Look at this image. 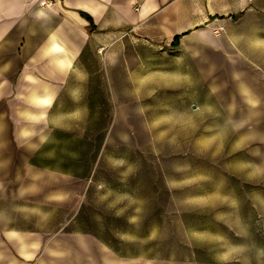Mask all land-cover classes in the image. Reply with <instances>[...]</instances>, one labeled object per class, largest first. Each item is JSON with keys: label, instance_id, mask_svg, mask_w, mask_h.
Listing matches in <instances>:
<instances>
[{"label": "crops", "instance_id": "crops-1", "mask_svg": "<svg viewBox=\"0 0 264 264\" xmlns=\"http://www.w3.org/2000/svg\"><path fill=\"white\" fill-rule=\"evenodd\" d=\"M51 2L0 0V264H255L121 250L67 226L105 185L107 147L149 121V92H204L264 157V0Z\"/></svg>", "mask_w": 264, "mask_h": 264}, {"label": "rangeland", "instance_id": "rangeland-1", "mask_svg": "<svg viewBox=\"0 0 264 264\" xmlns=\"http://www.w3.org/2000/svg\"><path fill=\"white\" fill-rule=\"evenodd\" d=\"M150 93L149 121L126 123L130 135L107 147L105 185L84 193L67 228L121 250L264 264V157L236 145L204 92Z\"/></svg>", "mask_w": 264, "mask_h": 264}, {"label": "built area", "instance_id": "built-area-1", "mask_svg": "<svg viewBox=\"0 0 264 264\" xmlns=\"http://www.w3.org/2000/svg\"><path fill=\"white\" fill-rule=\"evenodd\" d=\"M37 3L40 5V6H46V7H49L51 5V0H37Z\"/></svg>", "mask_w": 264, "mask_h": 264}]
</instances>
